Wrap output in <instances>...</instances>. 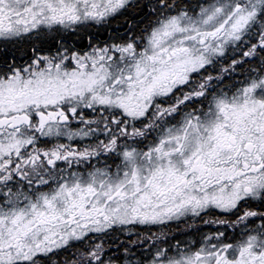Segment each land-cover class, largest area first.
Masks as SVG:
<instances>
[{"label": "snow or ice", "instance_id": "1", "mask_svg": "<svg viewBox=\"0 0 264 264\" xmlns=\"http://www.w3.org/2000/svg\"><path fill=\"white\" fill-rule=\"evenodd\" d=\"M0 264H264V0H0Z\"/></svg>", "mask_w": 264, "mask_h": 264}]
</instances>
